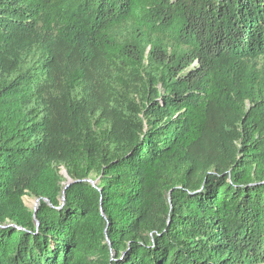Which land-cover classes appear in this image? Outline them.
Masks as SVG:
<instances>
[{
    "label": "trees",
    "instance_id": "1",
    "mask_svg": "<svg viewBox=\"0 0 264 264\" xmlns=\"http://www.w3.org/2000/svg\"><path fill=\"white\" fill-rule=\"evenodd\" d=\"M0 264H264V0H0Z\"/></svg>",
    "mask_w": 264,
    "mask_h": 264
},
{
    "label": "rangeland",
    "instance_id": "2",
    "mask_svg": "<svg viewBox=\"0 0 264 264\" xmlns=\"http://www.w3.org/2000/svg\"><path fill=\"white\" fill-rule=\"evenodd\" d=\"M158 89L160 90V92H162V89L160 87H158ZM59 173L62 176V178L64 179V181L62 182V185H65L69 181H71L70 178L68 177L64 167H59ZM86 181H89V182H92L93 184H95V181L93 180V178L86 180ZM23 202L29 210H35L37 205H38V199L31 197V196H24Z\"/></svg>",
    "mask_w": 264,
    "mask_h": 264
},
{
    "label": "water",
    "instance_id": "3",
    "mask_svg": "<svg viewBox=\"0 0 264 264\" xmlns=\"http://www.w3.org/2000/svg\"><path fill=\"white\" fill-rule=\"evenodd\" d=\"M90 183H92V182H90ZM93 184V183H92ZM70 185V181L67 183V187ZM66 187V188H67ZM35 212H36V209L34 210V216H35ZM38 225V224H37Z\"/></svg>",
    "mask_w": 264,
    "mask_h": 264
}]
</instances>
